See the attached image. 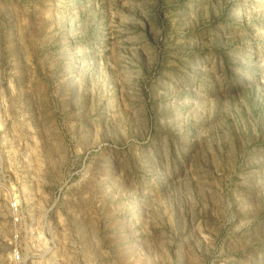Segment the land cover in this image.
Masks as SVG:
<instances>
[{"label": "rangeland", "instance_id": "rangeland-1", "mask_svg": "<svg viewBox=\"0 0 264 264\" xmlns=\"http://www.w3.org/2000/svg\"><path fill=\"white\" fill-rule=\"evenodd\" d=\"M0 264H264V0H0Z\"/></svg>", "mask_w": 264, "mask_h": 264}, {"label": "built area", "instance_id": "built-area-1", "mask_svg": "<svg viewBox=\"0 0 264 264\" xmlns=\"http://www.w3.org/2000/svg\"><path fill=\"white\" fill-rule=\"evenodd\" d=\"M13 256H14V258H15V259H17V256H16V254H13Z\"/></svg>", "mask_w": 264, "mask_h": 264}]
</instances>
